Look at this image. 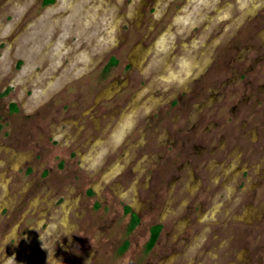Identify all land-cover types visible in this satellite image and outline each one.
<instances>
[{"label": "rangeland", "instance_id": "rangeland-1", "mask_svg": "<svg viewBox=\"0 0 264 264\" xmlns=\"http://www.w3.org/2000/svg\"><path fill=\"white\" fill-rule=\"evenodd\" d=\"M262 106L264 0H0V264H264Z\"/></svg>", "mask_w": 264, "mask_h": 264}, {"label": "trees", "instance_id": "trees-1", "mask_svg": "<svg viewBox=\"0 0 264 264\" xmlns=\"http://www.w3.org/2000/svg\"><path fill=\"white\" fill-rule=\"evenodd\" d=\"M52 0H45L46 3H49L51 2ZM128 208L126 209V212H128ZM132 221L135 222L136 221V218L134 217V215H132ZM159 230H160V226H153L151 228V236H150V239H149V242H148V245L149 246H152L155 242V240L157 239V236H158V233H159Z\"/></svg>", "mask_w": 264, "mask_h": 264}, {"label": "flooded vegetation", "instance_id": "flooded-vegetation-1", "mask_svg": "<svg viewBox=\"0 0 264 264\" xmlns=\"http://www.w3.org/2000/svg\"><path fill=\"white\" fill-rule=\"evenodd\" d=\"M159 40H161V39H159ZM159 40H158V41H159ZM183 62H187V67H188V68H187V67H186V68L188 69L187 71L189 72L190 69H191V66L194 64V60H193V59H192V60H189V61H187V60L184 61V60H183ZM189 66H190V67H189ZM187 71H186V72H187ZM168 75H169V74H168ZM174 75H175V76H173L172 78H178V77H179L177 73H175ZM180 76H181V75H180ZM182 76H183V75H182ZM172 78L167 77L165 80H169V79H172ZM261 109H264V106H262Z\"/></svg>", "mask_w": 264, "mask_h": 264}, {"label": "clouds", "instance_id": "clouds-1", "mask_svg": "<svg viewBox=\"0 0 264 264\" xmlns=\"http://www.w3.org/2000/svg\"><path fill=\"white\" fill-rule=\"evenodd\" d=\"M12 259H14V257H12Z\"/></svg>", "mask_w": 264, "mask_h": 264}, {"label": "bare ground", "instance_id": "bare-ground-1", "mask_svg": "<svg viewBox=\"0 0 264 264\" xmlns=\"http://www.w3.org/2000/svg\"><path fill=\"white\" fill-rule=\"evenodd\" d=\"M114 25V24H113ZM136 52H137V50H136Z\"/></svg>", "mask_w": 264, "mask_h": 264}]
</instances>
